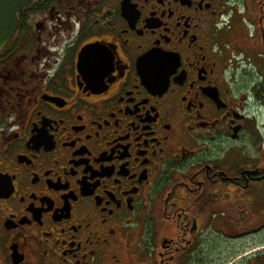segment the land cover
Returning a JSON list of instances; mask_svg holds the SVG:
<instances>
[{
  "label": "flooded vegetation",
  "instance_id": "obj_1",
  "mask_svg": "<svg viewBox=\"0 0 264 264\" xmlns=\"http://www.w3.org/2000/svg\"><path fill=\"white\" fill-rule=\"evenodd\" d=\"M0 183V264H264V0L30 1Z\"/></svg>",
  "mask_w": 264,
  "mask_h": 264
},
{
  "label": "water",
  "instance_id": "obj_2",
  "mask_svg": "<svg viewBox=\"0 0 264 264\" xmlns=\"http://www.w3.org/2000/svg\"><path fill=\"white\" fill-rule=\"evenodd\" d=\"M32 0H0V49L13 34L19 13Z\"/></svg>",
  "mask_w": 264,
  "mask_h": 264
},
{
  "label": "snow or ice",
  "instance_id": "obj_3",
  "mask_svg": "<svg viewBox=\"0 0 264 264\" xmlns=\"http://www.w3.org/2000/svg\"><path fill=\"white\" fill-rule=\"evenodd\" d=\"M4 190V186L2 183H0V192H2Z\"/></svg>",
  "mask_w": 264,
  "mask_h": 264
},
{
  "label": "rangeland",
  "instance_id": "obj_4",
  "mask_svg": "<svg viewBox=\"0 0 264 264\" xmlns=\"http://www.w3.org/2000/svg\"><path fill=\"white\" fill-rule=\"evenodd\" d=\"M257 91H259V90H257Z\"/></svg>",
  "mask_w": 264,
  "mask_h": 264
}]
</instances>
